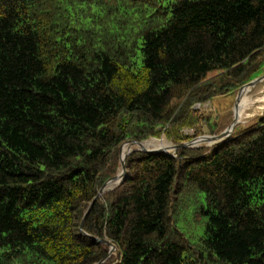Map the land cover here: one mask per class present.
I'll list each match as a JSON object with an SVG mask.
<instances>
[{
	"label": "trees",
	"instance_id": "obj_1",
	"mask_svg": "<svg viewBox=\"0 0 264 264\" xmlns=\"http://www.w3.org/2000/svg\"><path fill=\"white\" fill-rule=\"evenodd\" d=\"M263 73L264 0H0V264H264V115L98 197Z\"/></svg>",
	"mask_w": 264,
	"mask_h": 264
},
{
	"label": "water",
	"instance_id": "obj_2",
	"mask_svg": "<svg viewBox=\"0 0 264 264\" xmlns=\"http://www.w3.org/2000/svg\"><path fill=\"white\" fill-rule=\"evenodd\" d=\"M262 79H264V74H262L261 76L253 79L252 81L248 82L247 84L243 85L241 88H239L237 91L233 92L232 95H234L235 97V104L233 106V120L231 122V124L223 131L221 132L219 135L217 136H201V137H198L196 138L195 140H192L188 143H183L179 146H173V152H176L177 150H180V149H185V148H190V149H196V148H199L198 146H196L195 144L202 140V139H210L212 141H214L216 144L215 145H219L221 143H224L225 141H227L231 136L232 134L234 133L236 127L240 124L237 116H236V108H237V105H238V98L239 96L241 95V92L243 91L244 88L246 87H249V86H255L259 81H261ZM262 115H264V108H263V111L262 113L249 120V122H252L253 120L261 117ZM248 122V121H247ZM170 144V143H169ZM125 145H128L129 146V152L125 155L122 156V149ZM132 147H136L135 150L137 151H140V152H143L145 154H154V153H167V152H164V151H158V150H153V151H148L146 149L143 148L142 146V143L140 142H135V141H132V142H128L124 145L121 146L120 148V162H121V171L113 178H111L110 180H108L104 185L103 187L101 188L100 192H99V195L98 197L103 194L104 192L106 191H111L113 189H115L116 187H118L119 185H121L123 182H125L127 179H129V176L127 174V167H126V158L127 156L132 152V151H135V150H131ZM97 200L94 199V201L91 203L90 207L88 208L83 220H82V223H81V226H80V229L82 230V227H83V224H84V221L86 219V217L88 216L89 212L91 211L95 201ZM101 243L103 244H110L108 243L107 241H102ZM116 250V247L114 245H110V253L112 254L113 252H115Z\"/></svg>",
	"mask_w": 264,
	"mask_h": 264
},
{
	"label": "bare ground",
	"instance_id": "obj_3",
	"mask_svg": "<svg viewBox=\"0 0 264 264\" xmlns=\"http://www.w3.org/2000/svg\"><path fill=\"white\" fill-rule=\"evenodd\" d=\"M264 79L259 81L255 86H249L243 89L241 95L238 98V105L236 108V116L240 121H246L251 119L256 115H259L264 108ZM211 144L215 145L216 143L210 139H202L198 141L196 146H210ZM143 148L148 151L158 150V151H173V147L164 141H150L142 144ZM208 146V147H209ZM127 147H123L122 156L127 153Z\"/></svg>",
	"mask_w": 264,
	"mask_h": 264
},
{
	"label": "rangeland",
	"instance_id": "obj_4",
	"mask_svg": "<svg viewBox=\"0 0 264 264\" xmlns=\"http://www.w3.org/2000/svg\"><path fill=\"white\" fill-rule=\"evenodd\" d=\"M136 62L138 63V65H140V59L136 60ZM261 85H264V83L261 84ZM234 104H235V97H234V95L229 94L228 96L216 97V98L212 99L210 103L205 104L204 106L201 107V111L205 115H212L213 120H212V123H211V128L214 131H218L220 128H223V127H226L227 128L231 124V122L233 120V106H234ZM197 108H199V107L197 106ZM259 115H256L255 117H257ZM255 117H253V118H255ZM253 118H251V119H253ZM251 119H247L246 121H240V124L237 126V129H239V130L240 129H244V127H246V125H248L250 123L249 120H251ZM237 129H236V131H237ZM209 131H210V129H208L206 127H202V133H203V135H201V136H214V135H210L209 134L210 133ZM185 134L186 135H192L193 134V131L186 130L185 131ZM215 136H217V135H215ZM153 140L154 141H157V142L158 141H163V140L165 141L166 140V142L168 144L170 143V145H173L165 137H162L161 139H149V140L143 141L141 143L144 144L146 142H150V141H153ZM125 146L128 149V151H127V153H128L129 152V146L128 145H125ZM173 146H175V145H173ZM208 146H199V148H212V147H214L216 145L211 144L209 147ZM135 149H136V147H132L131 150H135ZM167 153L174 155L175 152L168 151ZM120 171H121V167H120L119 172Z\"/></svg>",
	"mask_w": 264,
	"mask_h": 264
}]
</instances>
